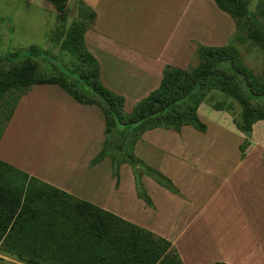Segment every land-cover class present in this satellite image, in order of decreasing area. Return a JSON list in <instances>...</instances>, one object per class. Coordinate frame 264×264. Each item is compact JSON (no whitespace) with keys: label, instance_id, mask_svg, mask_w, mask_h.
I'll use <instances>...</instances> for the list:
<instances>
[{"label":"crops","instance_id":"obj_1","mask_svg":"<svg viewBox=\"0 0 264 264\" xmlns=\"http://www.w3.org/2000/svg\"><path fill=\"white\" fill-rule=\"evenodd\" d=\"M142 1L153 31L151 43L104 32L103 0L95 1L93 23L83 35L86 49L98 62L102 84L123 96L124 106L131 107L128 112L159 86L166 65L187 69L198 44L228 45L236 32L234 20L213 0ZM196 113L206 125L205 132L190 125L179 131L154 128L144 131L134 145L135 156L168 177L179 193L143 175L141 185L152 201V206L146 205L138 197L131 167L127 171L122 164L118 177L106 169L105 185L90 198L79 196L167 239L183 264H264V244L255 235L264 225V120L252 125L250 144L242 156L240 145L246 136L230 112L201 102ZM93 159L84 161L75 173L78 184L100 165ZM9 162L78 194L73 192L78 186L74 183H58L24 161ZM113 196L116 200L128 196L134 211L121 208Z\"/></svg>","mask_w":264,"mask_h":264},{"label":"trees","instance_id":"obj_2","mask_svg":"<svg viewBox=\"0 0 264 264\" xmlns=\"http://www.w3.org/2000/svg\"><path fill=\"white\" fill-rule=\"evenodd\" d=\"M49 1L63 19L67 0ZM213 1L234 20L236 32L232 42L224 46L198 44L195 50L198 64L194 67L166 65L159 86L139 100L130 112L124 110L123 96L102 84L98 62L84 44L83 35L88 26L83 21L63 25V37L56 40L61 49L74 55L73 69L33 44L3 53L1 59L14 64L7 68L0 66V100L12 97L9 93L15 90L22 94L32 85H59L77 103L97 105L103 114L104 147L94 161L116 142L115 151L125 153V162L142 166L145 174L159 185L179 193L168 177L145 164L132 150L122 149L121 144L133 147L144 131L154 128L179 131L190 125L205 132L206 125L196 113L198 105L205 102L215 110L231 113L232 104L227 99H232L241 106L239 119H233L246 136L240 145L243 156L250 144L252 125L264 120V108L253 107L251 103L264 97V68L259 75L246 68L234 43L250 40L252 46L264 50V35L259 33L262 25L248 10L246 0ZM33 59L51 62L55 73L39 75L31 63ZM216 96L219 99L214 101ZM2 131L3 128L0 136ZM136 188L138 197L152 206L139 179ZM0 252L26 264H183L167 239L2 160ZM0 264L5 263L0 260Z\"/></svg>","mask_w":264,"mask_h":264},{"label":"rangeland","instance_id":"obj_3","mask_svg":"<svg viewBox=\"0 0 264 264\" xmlns=\"http://www.w3.org/2000/svg\"><path fill=\"white\" fill-rule=\"evenodd\" d=\"M95 1L67 0L63 19H60L59 13L49 0H0V17L4 18L3 21L0 20V56L7 51L14 52L20 47L33 44L48 50L50 56L60 64L69 65L73 69L74 55L61 49L60 43L56 40L63 37L61 36L63 25L67 27L73 21H83L91 28ZM101 3L104 32L122 34L137 43H145V40L151 43L150 35L153 31L148 21L147 8L142 0H103ZM246 3L248 10L262 25L259 33L264 35V0H246ZM234 43L242 57V64L255 75H259L264 68V50L259 46H252L250 40L240 45L236 41ZM31 63L39 75L55 73L51 62L33 59ZM13 64L14 62L0 57V66L7 68ZM197 64L198 59L194 54L188 68ZM9 95L12 97L6 96L0 100V131L3 128L0 136V160L11 165L9 161L14 163H17V160L24 161L39 169L40 173L53 177L58 183L65 181L68 184L74 183L78 186L74 187L73 192L78 194L72 195L78 198L80 194L84 198L86 196L90 198L89 195L96 192L99 186L105 185L102 176L106 169L111 171L112 176L118 177L120 166L125 164L127 171L131 167L135 181L136 179L141 181L142 176L146 175L142 166L125 162V153L115 151L114 142L98 159L99 161L97 160L100 162L98 168L92 170L87 179H80L78 184L74 175L76 172L79 173V167L84 161L93 159L99 148L104 147V117L99 106L77 103L57 84H36L22 94L15 90ZM218 99L216 96L214 101ZM227 101L232 104V117L239 119L241 106L235 100ZM251 103L253 107L264 108V97L261 98V102ZM130 108L129 105H125V112ZM89 111L92 112L91 115H87ZM136 142L135 140L134 145ZM127 145L121 144L122 149L132 150L134 154V145L133 147ZM232 160L233 157H230L229 161ZM126 197L128 196L117 200L114 198L112 201L117 202L123 209L134 211V203L132 204ZM261 228L255 235L264 244V225ZM0 260L5 264H26L2 252Z\"/></svg>","mask_w":264,"mask_h":264}]
</instances>
